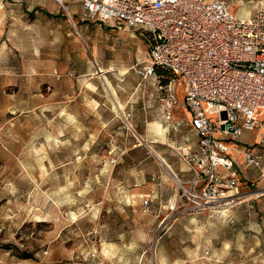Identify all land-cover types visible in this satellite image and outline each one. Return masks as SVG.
I'll return each instance as SVG.
<instances>
[{
  "label": "rangeland",
  "instance_id": "1",
  "mask_svg": "<svg viewBox=\"0 0 264 264\" xmlns=\"http://www.w3.org/2000/svg\"><path fill=\"white\" fill-rule=\"evenodd\" d=\"M223 1L240 18L264 3ZM63 2L0 0V264H264L261 171L238 156L247 199L197 209L183 190L192 176L182 147L197 138L181 81L164 123L155 80L138 89L133 71L147 35Z\"/></svg>",
  "mask_w": 264,
  "mask_h": 264
},
{
  "label": "built area",
  "instance_id": "2",
  "mask_svg": "<svg viewBox=\"0 0 264 264\" xmlns=\"http://www.w3.org/2000/svg\"><path fill=\"white\" fill-rule=\"evenodd\" d=\"M82 8L84 20L147 35L149 51L133 71L138 89L155 80L166 123L174 120L181 81L187 126L198 138L196 149L181 152L192 176L183 190L197 209L222 212L243 200L238 156L240 168L264 176V3L245 18L223 0H82ZM246 133L257 139L242 144Z\"/></svg>",
  "mask_w": 264,
  "mask_h": 264
},
{
  "label": "bare ground",
  "instance_id": "3",
  "mask_svg": "<svg viewBox=\"0 0 264 264\" xmlns=\"http://www.w3.org/2000/svg\"><path fill=\"white\" fill-rule=\"evenodd\" d=\"M57 2H59L60 4H63L64 2H63V0H56ZM101 71L100 72H103V70L102 69H100ZM107 89H109V91L111 92V95H113V96H115L116 95V93H115V91H114V89H113V87H112V85L109 83V82H107ZM114 109H115V111L116 112H118V113H120L121 112V110L123 109V107H122V105L119 103V102H114ZM152 152L153 153H155V151L152 149ZM157 155V157L159 158V160L162 162V160H164L161 156H159L158 154H156ZM177 183H178V185H180L179 184V180L177 179V181H176ZM243 198H246L247 199V196H245V197H243ZM245 200V199H244Z\"/></svg>",
  "mask_w": 264,
  "mask_h": 264
},
{
  "label": "crops",
  "instance_id": "4",
  "mask_svg": "<svg viewBox=\"0 0 264 264\" xmlns=\"http://www.w3.org/2000/svg\"><path fill=\"white\" fill-rule=\"evenodd\" d=\"M101 71V70H100ZM99 71V72H100ZM183 98H184V93H183ZM141 101H144V100H141ZM146 101V100H145ZM149 102V101H148ZM151 102V101H150ZM155 102V101H154ZM119 103H121V102H119ZM132 103V102H131ZM134 104V103H133ZM135 106H136V103L134 104ZM134 105L133 106H131V108L133 109V107H134ZM130 106V105H129ZM123 108H124V106H123ZM188 111V110H187ZM188 113H189V118H190V112L188 111ZM187 113V114H188ZM160 115V114H159ZM160 119H161V121H163L164 123H166L162 118H161V115H160ZM162 126V125H161ZM161 133V132H160ZM195 135V134H194ZM195 137L197 138V136L195 135ZM197 142H198V138H197V141H192V142H190L189 141V139H186L185 140V143H184V147H182V148H184V149H196V147H197ZM242 142V144H247V143H250L251 141H241ZM152 150V149H151ZM156 153V152H155ZM156 154H158V153H156ZM160 156V155H159ZM162 157V156H161ZM163 158V157H162ZM164 159V158H163Z\"/></svg>",
  "mask_w": 264,
  "mask_h": 264
},
{
  "label": "water",
  "instance_id": "5",
  "mask_svg": "<svg viewBox=\"0 0 264 264\" xmlns=\"http://www.w3.org/2000/svg\"><path fill=\"white\" fill-rule=\"evenodd\" d=\"M68 14L70 15V13H68ZM162 163L167 167V169L170 171V173L177 179L176 175L174 174V172L172 171L170 166L164 160H162Z\"/></svg>",
  "mask_w": 264,
  "mask_h": 264
},
{
  "label": "trees",
  "instance_id": "6",
  "mask_svg": "<svg viewBox=\"0 0 264 264\" xmlns=\"http://www.w3.org/2000/svg\"><path fill=\"white\" fill-rule=\"evenodd\" d=\"M163 70H161L160 72H162ZM162 74V73H161ZM27 258H31V256H28Z\"/></svg>",
  "mask_w": 264,
  "mask_h": 264
}]
</instances>
